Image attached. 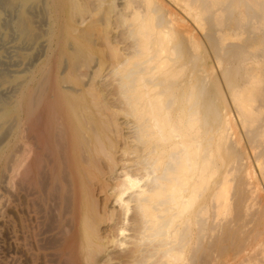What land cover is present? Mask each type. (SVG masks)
Here are the masks:
<instances>
[{
  "label": "bare ground",
  "instance_id": "6f19581e",
  "mask_svg": "<svg viewBox=\"0 0 264 264\" xmlns=\"http://www.w3.org/2000/svg\"><path fill=\"white\" fill-rule=\"evenodd\" d=\"M79 1L81 0H0V41L6 37L4 31L6 28L16 37L20 47L22 45L28 50L27 53L19 55L15 60L17 67L12 68L10 76L9 74L6 75L3 70L0 71V82L3 86V89L0 90V163L3 158H7L8 153H12L11 149L16 146L15 144L21 145V148L16 147L17 150L21 149L18 152L20 154H11L15 156L11 158L13 159L11 160L12 163L10 158L6 159L8 163H11V167L7 165L10 169L5 168L9 169V174L0 173V182L5 183L6 190L9 184L11 186L13 183L16 184L15 179H17L21 168H25L26 162L30 160L34 150L38 149L36 146H38L39 140L37 142V140L31 139L32 137H28L30 142H23L21 139L25 124L22 123L20 110L23 104L27 106V110H30L36 101H39L37 94L39 93V96L43 92L42 90L48 86V61L53 59V54H56V58L63 65L54 71L50 84L53 91L52 98L55 99L56 105L61 110V124H63L62 127L65 126V129L57 131L59 136L55 134L54 137L57 136L59 138L57 142L66 145L63 147L66 148L67 157H63V159L69 163V168L67 170H65L66 167L62 168L65 171H61L62 175H60L61 180L64 179L62 182L64 207L60 205V208L63 207L64 226L62 225V229L64 232H62L65 233L62 236L63 242L61 244L65 243L67 246V249H62V254L71 256L79 245L83 262L89 264L91 251L95 252L94 250L102 249L100 248L102 246L101 240L99 241V236H97V228L103 217H100L99 210L97 212L96 203L98 202L97 196L103 195L104 202L111 200L114 202L113 204L116 203L115 201L120 204L118 208L123 209L124 214L122 215L125 216L128 210L135 213L133 216V212H130L133 217L129 220L137 229L138 233L135 231V237L139 234V240L133 236L134 233L131 234L132 231L128 232L133 227L131 224L127 230L125 229L128 226L125 224L126 227L117 225L116 230L121 234L117 233L118 237L117 235L116 237H124L127 234H123L128 232L132 235V237L128 235L131 237L130 241L135 242L134 238L138 241L135 248L132 249L131 246L133 245L129 246L134 254L140 256L137 255V258L140 259H138L139 261L135 260L138 261L136 264H228L231 259L233 260V257L239 258V263L236 264H264V204L262 202L264 192V0H96L99 4L106 2L108 6L103 12L98 11V13L101 12L99 18L94 19L95 13L90 15L91 12H89L90 20L84 27L78 28L77 34V27L72 23V17L79 8ZM116 5L117 13H114L118 14L120 17L116 16L121 18L122 22H120L125 24L128 30L126 33L129 34L128 38H132L133 45L128 51L121 53L117 45L109 44L110 42L104 38L107 42L104 39L103 42L105 41L110 46L105 44L107 46L106 55L96 57V54L90 53L87 47L89 43L92 44L95 40L97 21L102 22L103 25H108L105 20L109 21L108 16L113 12ZM38 10L41 11L40 15H44V20L42 19L45 26L43 34L39 30V26L42 25L36 24L38 19L35 17ZM80 13L79 17L83 14ZM77 14L75 18H77ZM7 15L10 17L6 18ZM84 15L87 14L84 13ZM81 18L77 20L80 21ZM110 20L112 21V19ZM38 22L41 23L40 18ZM80 23L82 25L83 22ZM80 23L79 26H81ZM108 29L110 31L109 26ZM73 30L76 31V35L73 34ZM100 32L103 33V30ZM199 34L204 35L205 39L210 42V46L207 45L208 43L202 42ZM105 36L108 37V35ZM98 37L102 36L98 35ZM100 41L99 45L103 43ZM41 49L43 52L45 49V57L43 52H40ZM39 53L44 59L33 63ZM14 54L16 53L14 52ZM30 65H32V69L23 72L25 66ZM6 67L8 68V66ZM6 67L3 68L7 69ZM107 69L112 71L113 77L116 76V82L118 81L123 116L128 118L127 120L131 122V127L134 129L133 132L135 131L133 137H135L136 155H134L137 156L138 164H141L142 170L141 176L139 174L134 175L126 170L127 164L123 165L124 171H126L120 173L123 174V179L120 177L122 183L119 185L118 192L116 190L113 193L115 195L111 198L106 193L111 192L108 190L109 182L108 185L102 184L107 186L108 191L103 186L99 188V186L94 185L101 172L99 173L97 168L93 169V165L91 166L95 155L97 153L103 155L106 151L104 149L105 151L99 152V148L101 150L104 144H111L113 134L116 137V130L113 126H115L114 122L118 120L114 121V116L107 112H105L107 113L105 117L104 115L101 116L102 118L97 117L94 108L100 107L98 102L101 103L102 100H98L103 98H101L102 96L99 97L97 93L93 95L94 100L90 98L91 90H94L91 83L97 76L99 79V75L104 74L103 71ZM102 86L105 87L106 85ZM105 89L107 90V88ZM6 92L10 95L7 98L4 94ZM90 100L93 103H90ZM94 103L96 105L93 108ZM103 103L106 104L105 106L108 104L107 102ZM117 105L119 106V104ZM111 107L114 106L111 105ZM119 108L116 107L117 110ZM44 110L45 108H43ZM48 112L51 113V111ZM31 115L33 116V113ZM59 118L58 116L57 120L53 119L59 122ZM27 122L26 128L28 127ZM36 122H38L37 119ZM47 125L49 126V124ZM86 128L90 129L87 133L84 131ZM55 130L57 129L55 128ZM122 139H124L125 144V138L122 137ZM47 143L49 144V141ZM129 143H133L132 140ZM126 144L128 143L126 142ZM120 145L119 147H121ZM58 147L60 148V145ZM111 147L114 149V145ZM49 151L51 152V150ZM105 154L107 153L105 152ZM102 155L101 157L96 156V158H102ZM110 158L109 156L107 159L110 160ZM42 165L45 166L43 162ZM61 165L66 166L65 163ZM44 166L42 167L44 168ZM98 166H100L99 162ZM106 166L104 168H107ZM24 168V171L21 172L24 175L29 174V172H25L28 169L25 168V170ZM130 169L128 170L130 171ZM109 170L111 169L109 168ZM38 171L41 174L42 169L40 171L38 168ZM46 172H48V168ZM42 174L40 176L43 180L46 175L42 176ZM22 175L21 182L26 183L30 177L28 175L29 178L26 179L27 176ZM17 180H19V176ZM42 180L41 182L44 184V180ZM26 186L25 188H27ZM56 186L58 185L56 184ZM12 187L10 190L8 188V193L13 189L11 193L16 197L13 192L15 188ZM25 188L21 190L25 191ZM56 188H51V192L53 189L55 192ZM43 189L40 187V190ZM6 190L4 193L7 194ZM128 191H131V194H127L129 196L124 198ZM57 192L56 190V194L53 193L54 196L52 197H55ZM11 193L8 195L11 196ZM96 194L98 195L96 196ZM22 196L24 199L25 195ZM3 198L0 201L7 203V200ZM55 200L51 202H55ZM44 202L45 200H43ZM132 202L133 204H130ZM17 205L19 206V204ZM133 205L135 209H130ZM51 207H56V204L49 206V210L54 211L56 208L52 210ZM112 207L111 209L114 208ZM46 211L48 212L47 209ZM107 211L109 212L108 209ZM2 213L1 211V216H3ZM124 218L127 220L126 217ZM53 219L51 217L46 221L53 222L55 221ZM27 220L29 222V219ZM120 224L123 225V223ZM28 226L30 225L28 224ZM59 230L61 229L59 228ZM58 231L54 233L57 234ZM62 232L60 235L63 234ZM119 235L121 236L119 237ZM29 236L27 237L29 238ZM57 237H53L52 241L54 238L56 240ZM48 240L50 243L52 242L50 238ZM126 240L128 241V239ZM46 241L45 238L42 245V242L38 244L42 247L48 243ZM111 241L118 244L117 247L119 245L124 246L127 242L122 239L116 243L117 239L112 240V238ZM115 244L111 245L115 246ZM21 245L18 246L21 247ZM254 246L258 249L257 252H251L252 255L256 253V256L253 257L249 251ZM47 247L51 246L48 245ZM5 248L7 249V247ZM11 249L13 250V248ZM26 249L29 250L28 247ZM89 250L90 253H88ZM104 251L107 252V249L105 248ZM49 252L47 253L49 254ZM23 253L21 252V255ZM29 254L31 252L28 253V256ZM33 255L35 256L34 253H32ZM14 256L11 257L15 258ZM17 257L19 258V256ZM2 258L4 259L5 256ZM13 258L8 259V261ZM53 258L57 259V257H52L49 260L53 261ZM97 260L95 262H98ZM110 260H113L111 256ZM8 261L7 263H9ZM114 262L119 264L117 260ZM114 262L111 264H115ZM29 263L31 264L30 261Z\"/></svg>",
  "mask_w": 264,
  "mask_h": 264
},
{
  "label": "rangeland",
  "instance_id": "374dc122",
  "mask_svg": "<svg viewBox=\"0 0 264 264\" xmlns=\"http://www.w3.org/2000/svg\"><path fill=\"white\" fill-rule=\"evenodd\" d=\"M81 2H84V3H81ZM82 5H81V4ZM87 3V4H86ZM83 4H84V6H83ZM89 6H90V9H89ZM99 6H102V7H99ZM108 6V4L105 2V3H100L99 4V2L98 1H96V0H81V1H79V4H78V9H77V11L74 13V15H73V17H72V23L77 27V34H78V28L79 27H84L87 23H88V21L90 20V17L91 16H89V14L91 15L92 13L94 14V19L97 17V18H99V14L101 13V12H99L98 13V11L100 10V11H102L103 12V10L106 8ZM95 8H96V10H97V12H96V10H95ZM102 8V9H101ZM82 9V10H81ZM88 9V10H87ZM93 11H92V10ZM41 11H42V9H41ZM41 11L40 10H38V13H37V16L35 17L36 19H38L37 21H36V24H41L42 26H39V30L41 31V34H43L44 33V30H45V26H44V15H40V13H41ZM117 11V5L116 6H114V8H113V12H111L110 13V16H108L110 19H112V21L110 20V19H108L109 21H107V20H105L107 23H108V25H106V24H104L103 25V23L101 22H99V21H97V29H95V40L92 42V44L91 43H89V45H88V49H89V52L90 53H92L93 55H95L96 57H98V56H102V55H106V53H107V49H106V45H109V44H111V45H117V48L120 50V52L121 53H123V52H125V51H128L130 48H131V46L133 45V43H132V38L130 37V38H128L129 36V34H127L128 33V30H127V28H126V26H125V24H123V23H121L122 22V20H121V18H119L120 16L118 15V14H115V13H117L116 12ZM79 12H81V13H83V14H81V16L79 17ZM89 12H91V13H89ZM115 12V13H114ZM43 13V12H42ZM78 13V14H77ZM84 13L85 14H87L86 16L84 15ZM89 13V14H88ZM76 14L78 15L77 16V18H75L76 17ZM97 14V15H96ZM112 15V16H111ZM119 16V17H117V16ZM83 16H85V17H87V18H85V20H84V18H83ZM89 16V17H88ZM6 18H9L10 16L9 15H7V16H5ZM42 17V18H41ZM79 17V18H78ZM83 18V20H82V18ZM115 17V18H114ZM119 18V19H117V18ZM39 18H40V20H41V23H39L38 21H39ZM81 18V20L80 21H78L79 19ZM43 19V20H42ZM77 20V21H75V20ZM113 19H116V20H113ZM114 21H116V22H114ZM121 21V22H120ZM38 22V23H37ZM80 22H83L82 23V25H81V23ZM99 22V23H98ZM105 22V23H106ZM118 22V24H116ZM120 22V23H119ZM43 23V24H42ZM79 23H80V25L81 26H79ZM115 24H116V26H115ZM120 24V25H119ZM78 25V26H77ZM114 25V26H113ZM124 25V26H123ZM99 26H101V27H99ZM108 26H109V28H110V31H109V29H108ZM111 26V27H110ZM120 26H122V27H120ZM107 27V28H106ZM115 27H116V29H115ZM126 28V29H125ZM101 29V30H100ZM108 29V30H107ZM103 30V33L102 32H100V31H102ZM111 30H112V32H111ZM123 30V31H122ZM4 31L6 32V37H5V39H2V40H4L5 42H3L2 40V44H1V41H0V45H2V46H0V60H2V61H0V71H4V73L6 74V75H8L9 74V76L12 74V70L15 68V66L17 67V64H16V59L19 57V55L21 56L23 53L25 54V53H27L28 52V50H26V48L25 47H23L22 45H21V47H20V45L18 44V42H17V39H16V37L13 35V34H11V31H9V29H7L6 30V28H4ZM75 30H73V34H75L76 35V32ZM126 31H127V33H126ZM104 32H105V35H108V37L106 38V36L104 35ZM109 32V33H108ZM111 32V33H110ZM125 32V33H124ZM98 33V34H97ZM118 33H119V35H118ZM202 33H204V32H202ZM12 35L13 37H14V39H16V40H14L13 39V37H11L10 35ZM8 35H9V37H8ZM98 35L99 36H102V37H98ZM114 35H115V37H114ZM121 35V36H120ZM44 36V35H43ZM104 36V37H103ZM119 36V37H118ZM123 36V37H122ZM199 36L201 37V40H202V42L205 44V43H208L207 45L208 46H210L209 44H210V42L209 41H207L206 39H205V37H204V35L202 34H199ZM110 37V38H109ZM113 37H114V39H113ZM117 37H118V39H117ZM122 37V38H121ZM202 37H203V39H202ZM8 38V39H7ZM101 38V39H100ZM108 41V42H110L109 44L108 43H105V39ZM124 38V39H123ZM13 39V40H12ZM103 39L105 40L104 42H103ZM109 39V40H108ZM113 39V40H112ZM121 39V40H120ZM129 39V40H128ZM131 39V40H130ZM204 39H205V41H204ZM11 42H10V41ZM103 42H101V41ZM9 41V42H8ZM13 41V42H12ZM96 41V42H95ZM98 41V42H97ZM99 41H100V43H102V44H98L99 43ZM106 41V42H107ZM123 43V45H122V43ZM128 41H130V42H128ZM15 42V43H14ZM119 42V43H118ZM113 43V44H112ZM95 44V45H94ZM104 44V45H103ZM106 44V45H105ZM121 44V45H120ZM130 44V45H129ZM128 45V46H127ZM7 47V49H5L6 47ZM9 46V47H8ZM10 46H11V48H10ZM17 46H18V48H17ZM110 46V45H109ZM127 46V47H126ZM13 47V48H12ZM17 49H16V48ZM23 47V48H22ZM102 47V48H101ZM104 47V48H103ZM4 48V49H3ZM20 48V49H19ZM104 49H106V50H104ZM13 50V51H12ZM21 50V51H20ZM44 50V52L42 51V49L40 50V52L42 53L43 52V56L45 57V49H43ZM99 50V51H98ZM101 50H103V51H101ZM5 51H6V53H5ZM8 51V52H7ZM17 51V52H16ZM101 51V52H100ZM14 52L16 53V54H14ZM102 52H104V53H102ZM106 52V53H105ZM8 53V54H7ZM41 53H39L38 55H37V58L35 59V61L33 62V63H36V62H39L41 59H44V57L42 56V54ZM100 53H101V55H100ZM9 55V56H8ZM17 55V56H16ZM40 55H41V57H40ZM2 56V57H1ZM11 57V58H10ZM39 58V59H38ZM38 59V60H37ZM37 60V61H36ZM50 61V62H49ZM48 61V64H47V70H48V78H49V81H48V83H47V85L48 86H46L47 88H45V90L43 89L42 91L43 92H41L40 93V95L38 96V94H37V97H39L37 100H39V101H36V104L35 105H33L34 106V108H33V106L31 107V109L30 110H27V106L25 105V104H23L22 106H21V112H20V114H21V120H22V123H23V125L25 126V128H23L24 129V131H22L23 133L21 134V139H22V141L23 142H30V138L31 139H33V140H37V142H38V140H39V144H38V146H36V148H38V149H36V150H34V152L32 153V157L30 158V160H28L27 162H26V165H25V168L26 169H28V170H26L24 167H22L21 168V170H20V172H19V174H18V176H19V180H17L18 179V176L16 177L17 179H15L17 182H16V184L15 183H13L12 184V186H14V188H15V191H13L14 192V195H16V197L15 196H13L12 194L13 193H11L12 192V190L8 193V191L10 190V188H13L10 184H9V186H8V188H9V190H8V188H7V190H6V187H4V184L5 183H1L0 182V187H1V189H0V191L2 190V189H4V190H6L7 191V194L6 193H4V190L3 191H1L0 193V195L2 196V197H4L3 199H6L7 200V203L5 202H3L2 200L0 201V209H2V210H0V212L2 211L3 213V216H1V214H0V262H2L3 264L4 263H7V261H8V259L10 260V258H13V257H11V256H14L15 258H13L11 261H8L10 264H19L20 262H21V264H25L26 262V264H30L29 263V261L31 262V264H46L47 262V264H51L52 262V264H63L64 262H65V259H66V262L64 263V264H86L85 262H83V255H82V253H81V249H80V246L79 245H77V248L74 250V252H73V254L71 255V256H68V255H63L62 254V251L64 250V249H67V246L65 245V243L64 244H61L62 242H63V237L62 236H64L65 235V233H63L64 232V230L62 229L63 228V224H64V219H63V217H64V213H62V208L64 207V205H63V203H62V200L64 199L62 196H63V187H62V182H64V179H62L61 180V178H60V175H62V173H61V171L62 172H64L65 170H67L68 168H69V163H68V161L65 159H63V157L64 158H66L67 157V153L65 152V149L66 148H64L66 145L64 144V145H62L60 142H57L58 141V137L57 136H59L57 133L59 132V130H64L65 129V126L64 127H62L63 126V124H61V110H60V108L56 105V101H55V99L54 98H52V93H53V91H52V85L50 84V81H52V74H54V71H56L58 68H59V66L61 67L62 65H63V63L61 62H59L58 61V59L56 58V54H53V59H50ZM11 62H13V63H11ZM6 63V64H5ZM54 64V65H53ZM8 66V68L6 67V66ZM52 66H54V67H52ZM3 67H6L7 69H5V68H3ZM13 68V69H12ZM30 69H32V65H30V66H25V68L23 69V72H28ZM53 69V70H52ZM25 70V71H24ZM28 70V71H27ZM8 72H10V73H8ZM104 72V74L103 73H101L100 75H99V79H98V76L96 77V79L91 83V85H93V88H94V90L92 91L91 90V93L92 94H90V98L92 99V100H94L93 98H94V96L93 95H95V93H97L98 95H99V97H101V98H103L104 99V101H103V99H100L99 98V100L98 101H100V100H102L103 102H107L108 104H107V106H105L106 104L105 103H103L102 101H101V103L100 102H98V106L100 105V107H98V108H94L95 107V103L92 105V107L94 108V110L97 112L96 113V116L97 117H99V118H102L103 116L102 115H104V117H105V115L108 113L109 115H111L112 114V116H114L113 117V120L115 121L116 119L118 120L117 122H119V123H117L116 121L114 122V125L115 126H113V128H114V130H116L115 132H116V134H115V136L116 137H114V134L111 136V139H112V143L110 144V143H106V144H104L103 145V147H101V150H100V148H99V152H102V151H105L107 154H105L104 155V153H103V155L102 154H99V153H97L96 155H95V157L93 158V161L91 162V166H92V168L93 169H96L97 168V171L100 173H103L102 174V176H101V173L99 174L97 171H96V173H98L99 174V178H98V180H96L95 182H94V185L95 186H99V188H100V186L102 187L103 186V188L106 190V191H108V190H110L111 192L109 193V191L108 192H106L107 193V195L108 196H110V198L113 196V195H115V194H113V193H115L116 192V190H117V192H118V188H119V185H120V183H122V179H123V174H120V173H122L123 171H124V169H125V165H126V170L128 171V172H131L132 174H139L140 176L142 175V170H141V164H138L139 162H138V159H137V156H135L136 155V151H135V149H136V143H135V137H133L134 136V132H133V127H131V122L129 121V120H127L128 118H126L125 116H123L124 115V113H123V109H122V103H121V95H120V92H119V85H118V81L116 82V76L115 77H113L114 75H113V73H112V71L111 70H105V71H103ZM103 74V75H102ZM102 80V81H101ZM96 81V82H95ZM97 81H99V83H97ZM97 83V84H96ZM98 84H99V86L101 85H106L105 87H99L98 86ZM109 85V87H110V89H108L109 87H107ZM111 85V86H110ZM96 86H97V88H96ZM83 87V86H82ZM85 88H87L86 86H85ZM104 88V89H103ZM105 88H107V90L105 89ZM113 88V89H112ZM3 89V86H2V82H0V90H2ZM102 90H104L105 92H103ZM97 91V92H96ZM98 91H100V92H98ZM108 91V92H107ZM94 92V93H93ZM7 93V92H6ZM6 93H4L6 96V98H7V96L9 95L8 93L6 94ZM10 93V92H9ZM48 93V94H47ZM105 93H106V95H105ZM42 94V95H41ZM45 94V95H44ZM50 94V95H49ZM115 94V95H114ZM0 95H1V91H0ZM116 95H117V97H116ZM10 96V95H9ZM42 96V97H41ZM50 96H51V98H50ZM115 96V97H114ZM49 97V98H48ZM105 97H106V99H105ZM113 97V98H112ZM48 98V99H47ZM110 98V99H109ZM117 98V99H116ZM113 99V100H112ZM119 99V100H118ZM50 101V102H49ZM91 101V100H90ZM109 101V102H108ZM37 102H38V104H37ZM43 102H47V103H43ZM114 102V103H113ZM120 102V103H119ZM53 103V104H52ZM90 103H93V101H91ZM100 103V104H99ZM103 103V104H102ZM109 103H111V104H109ZM44 104V105H43ZM102 104V105H101ZM115 104V105H114ZM117 104H119V106L117 105ZM49 107H48V106ZM111 105L112 106H114V107H111ZM117 105V106H116ZM121 105V106H120ZM43 106V107H42ZM97 107V106H96ZM116 107H117V109H118V107H120L119 108V110H117L116 109ZM33 108V109H32ZM43 108H45V110L43 111ZM50 108H51V110H50ZM42 109V110H41ZM98 109V110H97ZM102 109V110H101ZM105 109V110H104ZM108 109H110V110H108ZM41 110V111H40ZM46 110H48V111H51V113L49 114V112L48 111H46ZM54 111V112H53ZM113 111V112H112ZM116 111V112H115ZM119 111V112H118ZM56 112V113H55ZM105 112H107V113H105ZM121 112V113H120ZM31 113H33V116L31 115ZM39 113V114H38ZM55 113V115H53ZM98 113H99V116H98ZM113 113H116V114H113ZM118 113H119V115H118ZM25 114V115H24ZM38 116H37V115ZM48 114V115H47ZM101 114V115H100ZM46 115V116H45ZM56 115H57V118H56ZM118 115V116H117ZM121 115V116H120ZM37 118H36V117ZM55 116V117H54ZM58 116L60 117L59 118V122L58 121H56L57 119H58ZM102 116V117H101ZM23 117V118H22ZM33 117H35L36 119H37V121L38 122H36V119L35 118H33ZM117 117V118H116ZM39 118V119H38ZM56 119V120H54V119ZM119 118V119H118ZM27 119V120H26ZM50 121H48V120ZM124 119V120H123ZM40 120V121H39ZM41 120H43V121H41ZM126 120H127V122H128V126H127V122H126ZM28 121V122H27ZM33 121H35V122H33ZM122 121H124V122H122ZM26 122H27V124H28V127L26 128ZM33 122V123H32ZM130 122V123H129ZM36 123V124H35ZM52 123H54V124H52ZM56 123V124H55ZM57 123H58V125L59 126H61V127H59L58 125H57ZM125 123V124H124ZM47 124H49V126H51V127H49ZM80 124V123H79ZM35 125V126H34ZM39 125V126H38ZM121 125V126H120ZM124 125V126H123ZM45 126V127H44ZM55 126V127H54ZM118 126V127H117ZM126 126V127H125ZM31 127H33V128H31ZM48 127V128H47ZM85 127H86V125H85ZM125 127V128H124ZM128 127H130L129 129H128ZM45 130H44V129ZM49 128H50V130H49ZM55 128L57 129V130H55ZM59 128V129H58ZM61 128V129H60ZM90 128V127H89ZM117 128H120V129H117ZM124 128V129H123ZM43 129V130H42ZM48 129V130H47ZM91 129V128H90ZM90 129H88V128H86L84 131L87 133V132H89L90 131ZM122 129V130H121ZM52 130V131H51ZM130 132H129V131ZM132 130V131H131ZM29 133H28V132ZM44 131H45V135H44ZM49 131V132H48ZM58 131V132H57ZM26 133V135H25V133ZM50 132H51V134H52V136H51V134H50ZM54 132H56V133H54ZM40 133V134H39ZM43 135H42V134ZM106 133V132H105ZM125 133V134H124ZM32 135V136H30V135ZM57 135V136H55L54 137V135ZM104 134V133H103ZM120 134H122V135H120ZM124 134V135H123ZM27 136V135H29V136H27L26 138L25 137H22V136ZM37 135V136H36ZM126 135V136H125ZM40 136H43V137H40ZM28 137H30V138H28ZM37 137V138H36ZM51 137V138H50ZM120 137V138H119ZM122 137L123 138H125V140H126V142L129 144H126V142H125V144H124V139H122ZM129 137H131V138H129ZM39 138V139H38ZM53 139V140H52ZM54 139H55V141H54ZM114 139V140H113ZM51 140H52V142H51ZM116 140H117V142H116ZM121 140V141H120ZM130 140H132V142L133 143H129V141ZM134 140V141H133ZM49 141V144L47 143ZM120 142V143H119ZM59 143V144H58ZM116 143H118V144H116ZM47 144V145H46ZM52 144V145H51ZM114 145V149L116 150V152L114 153V149H113V147H111V146H113ZM117 146H116V145ZM120 144H122V145H120ZM16 146H13L12 147V149H11V154H14L15 155V153L16 154H20V153H18V152H20V148H21V145L19 146V145H17V144H15ZM60 145V148L58 147V146ZM107 147H106V146ZM119 145L121 146V147H119ZM123 145H125V146H123ZM128 145V146H127ZM130 145H132L131 147H133V148H131V147H129ZM20 147L19 148V150H17V148L16 147ZM40 146V147H39ZM64 146V147H63ZM116 146V147H115ZM52 147V148H51ZM58 147V148H57ZM124 149H123V148ZM128 149H127V148ZM134 147H135V149H134ZM57 148V149H56ZM64 148V149H63ZM103 148V149H102ZM109 148H110V150H109ZM123 149V151H120V150H122ZM130 148V149H129ZM46 149V150H45ZM48 149V150H47ZM59 149V150H58ZM62 149H63V151H62ZM105 149V150H104ZM111 149H113V150H111ZM119 149V150H118ZM134 149V150H133ZM49 150H51V152L49 151ZM127 150V151H126ZM36 151V152H35ZM46 151V152H45ZM108 151H110V152H112L111 154H110V152H108ZM133 151H134V153H133ZM45 152V153H44ZM48 152V153H47ZM56 153V154H55ZM63 155H61V154ZM10 153H8V155H7V158H3L2 160L3 161H1V166H0V170H1V174H3L4 175V173L6 174H9V165H10V167H11V163L13 162H11V160H13V159H11L12 157L14 158L15 156H12ZM39 154V155H38ZM46 154V155H45ZM60 154V155H59ZM117 154V155H116ZM124 154H126V155H124ZM135 154V155H134ZM48 155H49V158H48ZM57 155V156H56ZM101 155H102V158H99V159H97L98 157H101ZM128 155V156H127ZM130 155V156H129ZM134 155V156H133ZM47 156V157H46ZM62 158H61V157ZM96 156H98L97 158H96ZM107 156V157H106ZM111 157L110 158V160H112V161H110L109 159H107L108 157ZM115 156V157H114ZM127 156V157H126ZM36 157H38V158H36ZM129 157H131V158H129ZM133 157H135L134 159H133ZM10 158V159H9ZM47 158V159H46ZM52 158V159H51ZM127 158H129V160L127 161L128 163H130L129 165H128V163L126 162V160H127ZM6 159L8 160H10V162L8 163V161H6ZM36 159H38V160H36ZM42 159V160H41ZM43 159H44V161H43ZM48 159H49V161H48ZM62 159V160H61ZM59 160V161H58ZM102 160H104V161H102ZM109 160V161H108ZM116 160V161H115ZM134 160V161H133ZM39 161V162H38ZM99 162V165L101 166V165H103V166H98V162ZM107 163H106V162ZM36 162H38V163H36ZM42 162H43V164H45V166L44 165H42ZM112 162V163H111ZM115 163V165H114V163ZM126 162V163H125ZM137 162V163H136ZM8 163V164H7ZM54 163V164H53ZM56 163V164H55ZM64 164L65 163V165L66 166H62L61 164ZM101 163V164H100ZM104 163V164H103ZM117 163V164H116ZM37 164H39L38 165V167H37ZM51 164V165H50ZM96 164H97V166H96ZM109 164V165H108ZM8 165V166H7ZM107 165V166H106ZM112 165H114L113 167H112ZM124 165V166H123ZM132 165V166H131ZM139 165V166H138ZM28 166H30V167H28ZM42 166H44V168L42 167ZM107 167V168H104V167ZM131 166V167H130ZM138 166V167H137ZM6 167H8L9 169H5ZM53 167V168H52ZM54 167H55V169H54ZM57 167V168H56ZM66 167V169L65 170H62V168L64 169ZM95 167V168H94ZM123 169H122V168ZM127 167H129V168H127ZM2 168V169H1ZM23 168L26 170L25 172L27 173V172H29V174L27 173V174H25L27 177H25V175H24V173L23 172H21V171H24L23 170ZM38 168L40 169V171H41V169H42V172L45 170V172H46V169L48 168V172H46V174H44L45 172H43V174H42V172H40L41 174H42V176H45L44 178H43V180H44V184H42V182H41V180H42V178H41V174H39V171H38ZM109 168L111 169V170H109ZM130 168H132V169H130ZM61 169V170H60ZM109 171H108V170ZM128 169H130V171L128 170ZM135 169V170H134ZM136 169H137V171H136ZM8 170V171H7ZM125 170V171H126ZM134 170V171H133ZM38 171V172H37ZM105 171H107L106 173H105ZM124 171V172H125ZM123 172V173H124ZM137 172V173H136ZM23 174V175H22ZM120 174V175H119ZM21 175L22 176H24L26 179L27 178H29V179H25L26 180V183L25 182H21V180H22V178H21ZM28 175H29V177H28ZM48 175V176H47ZM52 175V176H51ZM111 175V176H110ZM117 175V176H116ZM37 177H39V178H37ZM48 177V178H47ZM120 177H122V179L120 178ZM64 178V177H63ZM118 178V179H117ZM24 179V178H23ZM40 179V180H39ZM14 180V181H15ZM24 180V181H25ZM39 180V181H38ZM42 180V181H43ZM45 180H46V182H45ZM57 182H56V181ZM33 181V182H32ZM38 181V182H37ZM98 181V182H97ZM144 181V180H143ZM142 181V182H143ZM30 182H31V185H30ZM101 182V183H100ZM109 182V183H108ZM40 183V184H39ZM58 185V186H56V184ZM98 183H99V185H98ZM109 184V189L107 188V186L105 187V185H102V184H106V185H108ZM23 184H24V187H23ZM33 184V185H32ZM46 184V186H47V188H46V186L44 187V185ZM55 184V185H54ZM97 184V185H96ZM2 185H3V187H2ZM26 185H28V186H26ZM40 185V186H39ZM41 185H43V186H41ZM122 185V184H121ZM25 186L27 187V188H25ZM31 186H32V188H33V190H32V188H31ZM116 188H115V187ZM19 187H20V189H19ZM26 189L25 191H22L23 189ZM29 187V188H28ZM40 187L43 189V190H40ZM53 187H57L56 188V190L58 191L57 192V195H55V197H58L57 199L55 198V197H52V196H54V194H56L55 192H56V190H55V192H54V189H53V191L51 192V188H53ZM46 188V189H45ZM108 190H107V189ZM22 189V190H21ZM97 189V188H96ZM114 189V190H113ZM36 190V191H35ZM120 190H121V186H120ZM5 191V192H6ZM18 191H19V193H18ZM22 191V192H21ZM27 191V192H26ZM30 191V193H32V194H30V193H28ZM32 191H34V192H32ZM45 193H43V192ZM48 191H49V193H48ZM132 191V190H131ZM130 191V192H131ZM40 192V193H39ZM129 191H128V193H126V195H124V198H126L127 196H129V195H127V194H129L130 193ZM10 193H11V196H9L10 195ZM18 193V194H17ZM34 193V194H33ZM53 195H52V194ZM9 194V195H8ZM27 194H29L28 196H26ZM41 194V195H40ZM48 194H49V197H48ZM110 194V195H109ZM131 194V193H130ZM5 195V196H4ZM22 195H25L24 196V199H23V196ZM40 195V196H39ZM98 194H96V196H97ZM0 196V197H1ZM30 196V197H29ZM99 196V195H98ZM97 196V198H98V202L96 203V209H97V212H99V214H100V217L102 218L101 219V221H100V225H98V228H97V236H99V241L102 243V246L100 247V248H102V249H99V250H94L95 252H92L91 251V255H89L90 256V260H89V264H100L102 261H104V262H102V264H111L112 262H114L115 260H117V261H119V264L121 263V264H136V263H138V259H140V258H137V255L136 254H134L133 253V248H135V246L137 245V240H139V234L136 236L138 239L136 240L135 238V235H136V232L135 231H137V229L131 224V217H133L134 216V211H132L131 212V210L129 211L128 210V212L127 213H129V214H125V216L124 215H122V214H124V212H123V209H121V207H119L118 208V206L120 205L117 201H115L116 203L115 204H113L114 202H112L111 200H108V201H105L104 202V198H102V196L100 195L99 197ZM1 197V198H2ZM17 199V201H16V199ZM33 197V198H32ZM43 197V198H42ZM51 197V198H50ZM102 199H101V198ZM0 198V199H1ZM12 198H14V199H12ZM37 198V199H36ZM48 198V199H47ZM54 198V199H53ZM10 199V200H9ZM25 200V201H23V200ZM29 199H30V202H29ZM32 199H33V201H32ZM36 199V200H35ZM56 199V200H55ZM5 200V201H6ZM13 200V201H12ZM15 200V201H14ZM43 200H45V202L43 203ZM49 200V201H48ZM55 200V202H51V201H54ZM10 201V202H9ZM20 201V202H19ZM22 202H24V204H22ZM38 202V203H37ZM57 202H58V204H57ZM108 202V203H107ZM263 204H264V192H263ZM2 203H4V205H2ZM12 203V204H11ZM21 203V204H20ZM30 205H29V204ZM35 203H37V204H35V205H38V204H41V205H38V206H35L34 204ZM49 203V204H48ZM54 203L56 204V207H54V208H56V209H54L53 207H51V209L53 210L54 209V211H51V210H49L50 208H49V206H50V204H53V206H54ZM105 203H107V204H105ZM118 203V205H116ZM10 206H9V205ZM17 204H19V206L17 205ZM98 204V205H97ZM110 204V205H109ZM112 204H113V207H112ZM130 204H133V202L132 203H130ZM13 205V206H12ZM60 205L61 206H63V207H61L60 208ZM102 205V206H101ZM5 206V207H4ZM21 206V207H20ZM24 206V207H23ZM30 206V207H29ZM52 206V205H51ZM58 206V207H57ZM98 206V207H97ZM101 206V207H100ZM134 206V205H133ZM130 207V209H135V206L134 207ZM5 209H3V208ZM18 207H19V209H18ZM102 207H103V209L105 210H103L102 209ZM111 207L113 208V209H111ZM257 207V206H256ZM255 207V208H256ZM25 208V209H24ZM41 208H43L42 209V211H40V209ZM7 209V210H6ZM28 209V210H27ZM39 209V211H37ZM46 209L48 210V212L46 211ZM101 209V210H100ZM107 209L109 210V212L107 211ZM115 209V210H114ZM11 210V211H10ZM26 210V211H25ZM31 210V211H30ZM57 210V211H56ZM61 210V211H60ZM99 210V211H98ZM113 210V211H112ZM121 210H122V212H121ZM8 211H10V212H8ZM51 211V212H50ZM114 211H115V213H114ZM29 212V213H28ZM36 212V213H35ZM55 212V213H54ZM103 212H105V213H103ZM111 212V213H110ZM112 212H113V215H112ZM116 212H117V214H116ZM130 212L132 213V215L130 214ZM13 213V214H12ZM43 215H42V214ZM47 213V214H46ZM109 213V214H108ZM26 214H27V216H26ZM103 214H104V216H103ZM5 215H7L6 217H5ZM13 215H15V216H13ZM17 215V216H16ZM38 217H40V218H38ZM39 215H41V216H43V217H41V216H39ZM49 217H48V216ZM61 215H62V217H61ZM122 215V216H121ZM33 216V217H32ZM58 216V217H57ZM106 216V217H105ZM117 216V217H116ZM24 217V218H23ZM30 217V218H29ZM37 217V218H36ZM52 217V219L53 220H55V221H46L48 218L50 219ZM124 217H126L127 218V220L124 218ZM43 218H44V220H43ZM105 218V219H104ZM121 218H122V221H121ZM123 218H124V220H123ZM129 218H130V220H129ZM2 219H3V221H2ZM16 219V220H15ZM19 219V220H18ZM27 219H29V222H28V220ZM34 219V220H33ZM61 219V221H59ZM25 220V221H24ZM37 220H39V221H37ZM42 220V221H41ZM63 220V221H62ZM115 220V221H114ZM128 222V223H125L126 221ZM12 221V222H11ZM20 221V222H19ZM32 221H34V222H32ZM121 221V222H120ZM28 222V223H27ZM113 222V223H112ZM6 223V224H5ZM13 223V224H12ZM19 223V224H18ZM46 223H47V225H46ZM57 225H56V224ZM120 223H123V225L122 224H120ZM10 224V225H9ZM17 224H18V226H17ZM24 224H26V225H24ZM28 224L30 225V226H28ZM38 224V225H37ZM50 224V225H49ZM115 224V225H114ZM126 226H128V227H126ZM131 224V226H133L132 228H134V229H129L131 226H129ZM8 225V226H7ZM34 225V226H33ZM46 225V226H45ZM49 225V226H48ZM53 225H55L56 227H54ZM63 225V226H62ZM117 225H119V227H120V225L121 226H124V227H126V229L125 230H127V229H129L128 230V232L130 231H132L131 232V234H133V236L135 237H133L134 238V240H135V242L133 241H130V238L132 237V235L131 234H129L128 232H126V233H122L123 235H125V234H127V235H125V236H128V235H130V236H128L127 238L124 236V237H122L121 235H119V237L121 238H117L118 237V235H117V231L118 230H116L118 227H116ZM15 226V227H14ZM20 226V227H19ZM32 226H33V229H32ZM52 226V228H50ZM26 227V228H25ZM40 227V228H39ZM44 227V228H43ZM100 227V228H99ZM61 229V230H59L58 231V229ZM114 228V229H113ZM20 229V230H19ZM31 229V230H30ZM37 231H36V230ZM40 229V230H39ZM43 229H44V231H43ZM48 229V230H47ZM5 230H6V233H5ZM49 230H51V231H49ZM100 230V231H99ZM43 231V232H42ZM48 231V232H47ZM55 231H58V233L57 234H55L54 232ZM63 231V232H62ZM115 231V232H114ZM9 232H11V233H9ZM14 232V233H13ZM32 234H31V233ZM41 232V233H40ZM47 232V233H46ZM61 232L63 233L62 235H60L61 234ZM100 232V233H99ZM114 232V233H113ZM125 232V231H124ZM9 233V234H8ZM20 233V234H19ZM36 233V234H35ZM54 233V234H53ZM137 233H138V231H137ZM16 234V235H15ZM34 234H35V236H34ZM43 234V235H42ZM118 234H121V233H118ZM22 235H23V237H22ZM28 235H30L29 236V238L27 237ZM45 235H46V237H45ZM57 235H58V237H57ZM59 235H60V239H59ZM116 235H117V237H116ZM6 236V237H5ZM10 236V237H9ZM51 236H53V237H57V239L55 240V238H54V240L56 241H52V238L53 237H51ZM101 236V237H100ZM17 237V238H16ZM19 237V238H18ZM21 237H22V239H21ZM46 238V242H48L47 244H45V245H43L42 247L40 246V244H38V243H41V245L43 244V242H45V238ZM48 237V238H47ZM62 237V238H61ZM116 237V238H115ZM28 238V239H27ZM35 238H38L39 239V241H38V239L36 240ZM50 238V240L52 241L51 243H50V241L48 240ZM111 238H112V240L113 239H117V241H116V243L117 242H119L120 240H122V239H125V241H127L126 239H128V241H129V243L127 244V242L124 244V246L122 245H119L118 247H117V245L118 244H115V243H113L112 241H111ZM132 238V239H133ZM18 239V240H17ZM31 239V240H30ZM119 239V240H118ZM12 240V241H11ZM26 240V241H25ZM58 240V241H57ZM102 240H106L105 242L104 241H102ZM108 240V241H107ZM19 241V242H18ZM29 241V242H28ZM38 241V242H37ZM124 241V242H125ZM24 242V243H23ZM30 245H28L27 243ZM33 244H32V243ZM35 242H37V243H35ZM112 242V243H111ZM17 243V244H16ZM27 244V246H26V244ZM31 243V244H30ZM50 243V244H49ZM53 243V244H52ZM109 243H110V245H109ZM131 243V244H130ZM22 244V245H21ZM58 244V245H57ZM61 244V245H60ZM111 244H115V246L114 245H111ZM7 245V246H6ZM15 245H16V247H15ZM21 245V247H19V246ZM36 245H38L37 247H36ZM48 245H50L51 247H47ZM105 245H108V246H105ZM131 245H133V246H131ZM2 246V247H1ZM40 246V247H39ZM46 246V248H44ZM103 246H105V247H103ZM112 246V247H111ZM129 246H131L132 247V249H131V247H130V249H129ZM5 247H7V249L5 248ZM20 249H19V248ZM28 247V249L29 250H27L26 248ZM32 247V248H31ZM108 247V248H107ZM11 248H13V250L11 249ZM34 248V249H33ZM42 248V249H41ZM105 248L107 249V252L106 251H104L105 250ZM129 250H128V249ZM4 249H6V250H4ZM17 249V250H16ZM37 249V250H36ZM63 249V250H62ZM91 249V248H90ZM109 249V250H108ZM122 251H121V250ZM255 249V250H254ZM257 249H258V247H257ZM256 247L254 246V247H252V251L250 250L249 251V253L251 254V256H253L254 257V255L256 254H254V255H252V253H254V252H257L256 250ZM20 252H19V251ZM23 250V251H22ZM35 250V251H34ZM101 250H103V252H101ZM132 250V251H131ZM254 250V251H253ZM9 251V252H8ZM27 251V252H26ZM50 251V252H49ZM1 252H2V254H1ZM17 252H19V253H17ZM21 252L23 253L22 255H21ZM29 252H31V254H29V256H28V253ZM39 252H41V253H39ZM47 252H49V254L47 253ZM52 252H54V253H52ZM104 252H105V255H106V257H105V255H104ZM120 252H122V253H120ZM126 252V253H125ZM252 252V253H251ZM32 253H34L35 254V256L33 255L32 256ZM52 253V254H51ZM56 253V254H55ZM88 253H90V250L88 251ZM97 253V254H96ZM102 253V254H101ZM109 253V254H108ZM120 253V254H119ZM130 253V254H129ZM7 254V255H6ZM44 254H46V255H44ZM48 254V255H47ZM53 254H55V255H53ZM93 254H94V256H93ZM98 254H101V255H98ZM108 254V255H107ZM111 254H113V255H111ZM125 254V255H124ZM128 256H127V255ZM9 255V256H8ZM19 256V258L17 257V256ZM39 255V256H38ZM53 255V256H52ZM95 255H97V256H95ZM103 255V256H102ZM114 255H116V256H114ZM119 255V256H118ZM121 255H123V256H121ZM130 255V256H129ZM5 256V258L3 259L2 257H4ZM22 256V257H21ZM44 256V257H43ZM57 257V259L55 258H53L54 260H56V261H50L49 259L50 258H52V257ZM110 256H111V258H113V260L111 261L110 260ZM139 256V255H138ZM256 256V255H255ZM8 257V258H7ZM21 257V258H20ZM28 259H27V258ZM94 258V260H92V258ZM98 259H96V258ZM114 257H117V258H114ZM140 257V256H139ZM7 258V259H6ZM33 258V259H32ZM63 258V259H62ZM65 258V259H64ZM68 258V259H67ZM104 258V259H103ZM118 258H120V259H118ZM135 258V259H134ZM260 258H261V256H260ZM6 259V260H5ZM15 259H17V261H15ZM23 259V260H22ZM38 259V260H37ZM45 259H47V260H45ZM102 261H101V260ZM123 259V260H122ZM26 260V261H25ZM41 260V261H40ZM43 260H45L44 262H43ZM52 260V259H51ZM61 260V261H60ZM95 260H97L98 262H100V263H98V262H95ZM100 260V261H99ZM123 261V262H121V261ZM128 260H130V261H128ZM135 260H138L137 262L135 261ZM232 260V259H231ZM229 261V263L228 264H230L231 262V264H236L237 262L239 263V258H237V257H233V260L232 261ZM6 261V262H5ZM14 261H15V263H14ZM25 261V262H24ZM236 261V262H235ZM40 262V263H39ZM61 262V263H60ZM63 262V263H62ZM71 262V263H70ZM91 262V263H90ZM94 262V263H93ZM1 263V264H2ZM9 263H7V264H9ZM115 263V262H114ZM116 264V263H115Z\"/></svg>",
  "mask_w": 264,
  "mask_h": 264
}]
</instances>
